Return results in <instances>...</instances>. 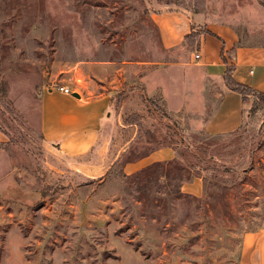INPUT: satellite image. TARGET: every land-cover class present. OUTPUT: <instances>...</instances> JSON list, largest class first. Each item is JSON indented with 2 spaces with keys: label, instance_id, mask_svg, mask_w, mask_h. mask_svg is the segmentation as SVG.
Returning a JSON list of instances; mask_svg holds the SVG:
<instances>
[{
  "label": "rangeland",
  "instance_id": "rangeland-1",
  "mask_svg": "<svg viewBox=\"0 0 264 264\" xmlns=\"http://www.w3.org/2000/svg\"><path fill=\"white\" fill-rule=\"evenodd\" d=\"M169 12L264 42L262 0H0V264H241L245 235L264 230V104L250 115L253 95L242 125L216 135L202 128L210 114L144 100L150 118L128 119L142 135L116 162L125 142L116 129L105 156L102 146L67 156L42 135L44 91L94 98L186 54L162 47L153 15ZM166 145L175 160L126 173ZM197 178L203 195L183 193Z\"/></svg>",
  "mask_w": 264,
  "mask_h": 264
},
{
  "label": "crops",
  "instance_id": "crops-1",
  "mask_svg": "<svg viewBox=\"0 0 264 264\" xmlns=\"http://www.w3.org/2000/svg\"><path fill=\"white\" fill-rule=\"evenodd\" d=\"M153 20L165 51L189 47L187 53L179 59L159 63L146 73L136 74L134 82L128 85L124 82L128 87L124 90L111 87L94 98L82 95L79 99L57 90L44 91L41 95V132L46 142L71 157L88 155L102 146L105 156L110 149L109 138H113L111 132L113 130L115 135L117 131L120 137H125V142L114 158L116 162L142 135L141 124L128 119L133 115L142 117V122L146 117L150 118L143 96L154 100L160 98L164 109L171 114H210L202 127L210 134H228L242 125L249 103L227 86L225 75L231 67L236 82L264 92V42L245 41L247 28L240 30L226 21L202 24L183 12L154 14ZM244 21L241 25L248 26L249 19ZM258 26L264 29V22ZM194 33L196 35L191 36ZM196 54L200 55L199 60L195 59ZM136 68L141 71L142 67ZM132 85L137 91L138 86L141 87L143 92L131 94L118 104L114 96ZM127 129L133 131L129 140L124 134ZM1 141H4L2 132ZM176 158L174 146L166 145L126 163L124 169L130 175ZM181 190L201 197L204 185L197 178L184 183ZM241 264H264V230L245 235Z\"/></svg>",
  "mask_w": 264,
  "mask_h": 264
},
{
  "label": "trees",
  "instance_id": "trees-1",
  "mask_svg": "<svg viewBox=\"0 0 264 264\" xmlns=\"http://www.w3.org/2000/svg\"><path fill=\"white\" fill-rule=\"evenodd\" d=\"M262 1H263V5H264V0H262ZM191 36H193V34ZM232 71H233V68L228 67L227 73L225 75V82H226L227 86L231 90L240 93L243 96L245 102L248 101V97H247L248 94H249V96L250 95L255 96L256 102H255L253 108L251 109V113H250V115H252V114H254L255 112L258 111V110H255V107H257L258 103L264 104V92L256 91V90H254V89H252L250 87H247L245 85L239 84L238 82H236L234 80V78L232 76ZM133 91H134L133 89L129 88V90L127 89L126 91L117 93L114 96V99H116L117 103L119 104L124 98L129 96L128 94L132 93ZM0 95H1V97H4V89L0 91ZM144 97H145L144 100L147 103H152V101H155L154 99L148 98L147 96H144ZM208 159H214V157L213 156H210L209 158L200 157L199 161H205V160H208ZM161 166H162V163L154 164L152 166H149V167L143 169L142 171H145V170L147 171V170L159 168ZM192 167L194 169L197 166L193 165ZM204 170L207 171L208 169H204ZM192 178L190 177V179H192Z\"/></svg>",
  "mask_w": 264,
  "mask_h": 264
},
{
  "label": "built area",
  "instance_id": "built-area-1",
  "mask_svg": "<svg viewBox=\"0 0 264 264\" xmlns=\"http://www.w3.org/2000/svg\"><path fill=\"white\" fill-rule=\"evenodd\" d=\"M200 58L201 57H200L199 54L195 55V59L196 60H199ZM57 90L60 91V92L65 93V94H68V95H73V93L76 92V91H73L72 89L64 87V86L63 87H58Z\"/></svg>",
  "mask_w": 264,
  "mask_h": 264
},
{
  "label": "water",
  "instance_id": "water-1",
  "mask_svg": "<svg viewBox=\"0 0 264 264\" xmlns=\"http://www.w3.org/2000/svg\"><path fill=\"white\" fill-rule=\"evenodd\" d=\"M73 97L80 99L81 98V95L79 93H77V92H74L73 93Z\"/></svg>",
  "mask_w": 264,
  "mask_h": 264
}]
</instances>
